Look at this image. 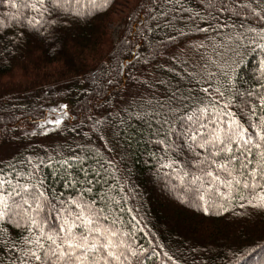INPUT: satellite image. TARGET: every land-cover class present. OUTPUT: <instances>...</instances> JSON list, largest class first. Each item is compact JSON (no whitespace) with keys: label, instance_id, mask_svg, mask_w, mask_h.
Segmentation results:
<instances>
[{"label":"snow or ice","instance_id":"1","mask_svg":"<svg viewBox=\"0 0 264 264\" xmlns=\"http://www.w3.org/2000/svg\"><path fill=\"white\" fill-rule=\"evenodd\" d=\"M111 3L87 0L93 9ZM148 3L151 23L141 40L163 27L176 33L167 41L186 43L171 53V65L153 69L150 84L140 81L143 92L98 113L101 101L87 98L78 113L60 103L38 115L0 117V253L7 264H180L160 250L142 215L152 194L172 214L209 216L237 199L242 209L264 211V0ZM83 6L0 0V63L4 52L27 45L63 51V26L69 16L84 17ZM167 41L156 42L157 60L168 59ZM249 53L256 64L246 70ZM104 83L119 84L111 77ZM24 121L31 126L19 128ZM52 131L74 135L55 147L33 146ZM136 163L147 172L140 187L131 186ZM249 262L264 264V245L232 250L230 264Z\"/></svg>","mask_w":264,"mask_h":264},{"label":"trees","instance_id":"2","mask_svg":"<svg viewBox=\"0 0 264 264\" xmlns=\"http://www.w3.org/2000/svg\"><path fill=\"white\" fill-rule=\"evenodd\" d=\"M119 1L122 0H112L107 9H93L84 1L81 10L86 15L78 20L69 16L72 22L63 26V51L45 53L27 45L20 50L14 49L12 54L4 52L3 62L0 63V117L8 119L6 113L9 111H15L18 116L22 113L38 115L60 103H67L73 113H78L87 98H91L92 105L101 101L100 107L95 108L97 113L104 107L123 106L120 102L125 99L126 93L144 91L140 81L152 82L150 77L154 68L158 69L160 64L165 63L171 65V53L181 52L186 42L183 38L167 41L168 35L176 33L163 27L146 34L152 37L151 40H141L138 33L142 26L151 23L148 0H134L132 9L121 20L123 29L116 39L113 38L107 23L116 18L114 5ZM97 3H101V0H97ZM196 3L197 0H192L193 7ZM152 26L155 28V24ZM158 40L167 41L168 59L157 60L151 55ZM59 48L58 43L56 49ZM141 57L153 63L144 65L140 62ZM245 60L246 70L256 64V57L251 53ZM128 65L132 67L125 72L123 69ZM159 74L157 70L156 75ZM109 77L119 82L117 87L109 88L104 83ZM93 80L97 84L94 85ZM105 96L106 101L103 100ZM127 98L131 99V96ZM108 114L112 115L113 112L109 111ZM26 126L31 125L24 121L19 128ZM72 135L52 131L46 137H35L33 146L40 149L55 147L64 143L65 137L71 140ZM129 167L131 186H142L147 175L145 165L136 163ZM240 203L242 201L237 199L225 205L228 211L214 208L209 216L190 211L172 214L164 211L166 202L152 194L145 199L142 215L146 214L151 221L148 228L155 233V242L165 246L160 250H168L180 257V264H230L232 250L264 245V211H253L248 207L242 209ZM0 258L7 264L3 253H0Z\"/></svg>","mask_w":264,"mask_h":264},{"label":"rangeland","instance_id":"3","mask_svg":"<svg viewBox=\"0 0 264 264\" xmlns=\"http://www.w3.org/2000/svg\"><path fill=\"white\" fill-rule=\"evenodd\" d=\"M87 4V0H84ZM134 4V0H122L117 2L114 5V10L116 11V13L114 14L116 16V18L114 20H112L111 22L107 23L108 27H109V33L113 36V38H117L119 31H121L123 29V25H122V18L124 16V14L129 13L133 7ZM129 11V12H128ZM249 264H251V262H249Z\"/></svg>","mask_w":264,"mask_h":264}]
</instances>
